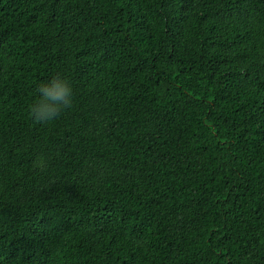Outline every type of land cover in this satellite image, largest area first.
Returning <instances> with one entry per match:
<instances>
[{"label":"trees","instance_id":"16d2710c","mask_svg":"<svg viewBox=\"0 0 264 264\" xmlns=\"http://www.w3.org/2000/svg\"><path fill=\"white\" fill-rule=\"evenodd\" d=\"M0 264H264V0H0Z\"/></svg>","mask_w":264,"mask_h":264},{"label":"clouds","instance_id":"9594fccd","mask_svg":"<svg viewBox=\"0 0 264 264\" xmlns=\"http://www.w3.org/2000/svg\"><path fill=\"white\" fill-rule=\"evenodd\" d=\"M39 95L30 105L31 118L41 124H50L73 106L74 89L70 79L57 73L39 85Z\"/></svg>","mask_w":264,"mask_h":264}]
</instances>
